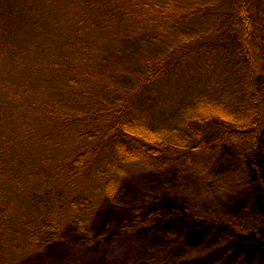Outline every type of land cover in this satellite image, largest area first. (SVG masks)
Returning <instances> with one entry per match:
<instances>
[{
    "label": "trees",
    "instance_id": "trees-1",
    "mask_svg": "<svg viewBox=\"0 0 264 264\" xmlns=\"http://www.w3.org/2000/svg\"><path fill=\"white\" fill-rule=\"evenodd\" d=\"M262 131L264 0H0V264L96 238L120 253L146 223L93 228L139 173L165 177L193 218L180 183L245 205ZM149 245L140 260L155 264Z\"/></svg>",
    "mask_w": 264,
    "mask_h": 264
},
{
    "label": "rangeland",
    "instance_id": "rangeland-1",
    "mask_svg": "<svg viewBox=\"0 0 264 264\" xmlns=\"http://www.w3.org/2000/svg\"><path fill=\"white\" fill-rule=\"evenodd\" d=\"M259 137L257 150L250 154L243 165L244 168L247 166V180L250 182L245 192L246 206L243 205V200H234L237 196L229 197V195L220 197L216 203H213L207 196L199 197L198 189L191 188L190 183L185 182L179 188L180 183L176 189L188 192L189 201L197 205L203 213V216L193 218L184 211L188 198L184 196V193L175 194L177 197L169 195L170 192L165 187L168 180L165 177L162 179L165 182L162 181L160 185H156L155 183H159L163 176H157L153 172L139 173L124 181L123 187L126 188L127 195L121 205L111 201L103 203V207L107 209L103 211L105 215L98 221H102L99 224L102 229L108 228L111 217H114L118 224H123L127 216L140 218L141 223H146L140 227V230L138 228L126 232L121 240L124 247L120 253L106 256V247L103 248L104 246L98 241L99 238H96L93 242L83 244L79 248L68 244H63L62 247L58 245L50 249L48 255L45 253L44 257L35 258L34 262L38 264H148L140 260V253H143L147 246H150L149 244L156 243L159 244L162 252L157 253L156 257L159 261L155 264H264V131ZM136 191H139L140 195H137ZM147 191H150L148 196H146ZM191 191H196L194 195L197 196L191 197ZM249 192L253 200H250ZM144 198L148 199L143 201ZM139 203L142 207L134 209ZM126 206L128 208H125ZM113 208L123 210L121 213L117 210L118 215L111 216L109 210ZM172 209L176 210V216L168 215L172 213ZM248 211L250 214L247 213L246 216L242 214ZM226 212L229 214L233 212L234 218H227ZM149 218L153 221L150 222ZM117 229L112 227L110 230L98 231L97 228H93L96 235L102 232L109 234ZM166 230L169 232L167 236L163 234ZM144 240L146 243L142 248ZM189 246L198 247L199 253L175 262L174 259L182 256ZM205 248L207 250L202 253L201 251Z\"/></svg>",
    "mask_w": 264,
    "mask_h": 264
},
{
    "label": "bare ground",
    "instance_id": "bare-ground-1",
    "mask_svg": "<svg viewBox=\"0 0 264 264\" xmlns=\"http://www.w3.org/2000/svg\"><path fill=\"white\" fill-rule=\"evenodd\" d=\"M250 211H248V213H249ZM245 216L247 215V213L246 214H244Z\"/></svg>",
    "mask_w": 264,
    "mask_h": 264
}]
</instances>
